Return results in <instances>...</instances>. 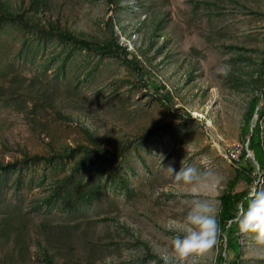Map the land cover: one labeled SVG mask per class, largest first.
I'll return each instance as SVG.
<instances>
[{
  "label": "rangeland",
  "instance_id": "374dc122",
  "mask_svg": "<svg viewBox=\"0 0 264 264\" xmlns=\"http://www.w3.org/2000/svg\"><path fill=\"white\" fill-rule=\"evenodd\" d=\"M112 1L109 22L110 0H0V264H164L183 235L169 221L196 198L214 204L218 235L192 259L217 264L220 197L246 166L241 127L260 94L264 0ZM169 166L209 175L177 183ZM241 239L238 264H264V243Z\"/></svg>",
  "mask_w": 264,
  "mask_h": 264
},
{
  "label": "trees",
  "instance_id": "16d2710c",
  "mask_svg": "<svg viewBox=\"0 0 264 264\" xmlns=\"http://www.w3.org/2000/svg\"><path fill=\"white\" fill-rule=\"evenodd\" d=\"M36 2L41 0H35ZM109 22L114 20L115 3L110 0L109 2ZM11 19H22L16 18L12 14H8L3 11ZM52 26V25H51ZM51 33H55L64 40L74 42L89 50L91 52L99 54H114V55H125L127 51L125 48H119L118 41L116 38L103 43L90 42L79 36L69 33L67 30H62L59 27L49 28ZM132 64V62H130ZM134 68H137L135 64H132ZM260 84V94L259 96H254L250 102V107L247 113L244 115V124L241 127V137L245 145L249 141V150L254 154L256 162L259 166V172H257V166L254 164L253 160L247 156V152L244 149L241 158L245 161L246 166L238 168L236 171V176L233 181L228 183V186L223 191L220 197L221 200V210L219 214V230L221 233V243H220V253L217 258V264H238L240 259V248H241V231L238 226L239 218L241 217V212L244 214L250 203L251 190L255 182L259 181L260 178L264 177V142L262 139V125L261 121L264 119V61L262 67V75L259 77ZM154 85V84H153ZM163 88V86H162ZM157 89V87H155ZM168 100L167 96L159 98V101L164 103ZM262 101V106L258 111V119L255 121V127L253 133L251 134L252 120L255 115L256 108L258 104ZM247 181V183L252 186L251 189L244 192H236V185L239 182ZM257 188V187H256ZM243 216V215H242ZM227 242L226 254L229 256L232 252L235 256V260L228 263L223 257L224 254V243ZM46 258V264H54L53 259H48L49 254L44 256Z\"/></svg>",
  "mask_w": 264,
  "mask_h": 264
},
{
  "label": "clouds",
  "instance_id": "9594fccd",
  "mask_svg": "<svg viewBox=\"0 0 264 264\" xmlns=\"http://www.w3.org/2000/svg\"><path fill=\"white\" fill-rule=\"evenodd\" d=\"M229 71V65L218 68V72L224 76ZM167 169L177 183L198 184L209 175L191 166L181 167L179 171L171 166ZM215 211L212 202L196 198L182 224L169 221V228H178L183 235L173 237L172 254L162 256L164 264H195L193 257L204 256L213 249L218 235ZM238 226L241 232L251 233L259 242L264 243V191L256 192L250 197L248 208L239 218Z\"/></svg>",
  "mask_w": 264,
  "mask_h": 264
},
{
  "label": "water",
  "instance_id": "95a60500",
  "mask_svg": "<svg viewBox=\"0 0 264 264\" xmlns=\"http://www.w3.org/2000/svg\"><path fill=\"white\" fill-rule=\"evenodd\" d=\"M259 108H260V104H259V105L257 106V108H256L255 115H254V117H253L252 122H253L254 120H256L255 118L257 117V114H258ZM257 118H258V117H257ZM254 127H255V124L253 123V124H252V127H251V134L253 133V129H254ZM249 141H250V139L248 140V142H247V144H246V152H247V156L250 157V158L253 160L254 164L257 166L258 164H257V162H256L255 156H254V154H253V153L249 150V148H248V146H249ZM258 171H259V170H258ZM242 215H243V213L241 212L240 216H242ZM226 249H227V242H226V240H225L223 257H224L225 254H226Z\"/></svg>",
  "mask_w": 264,
  "mask_h": 264
}]
</instances>
